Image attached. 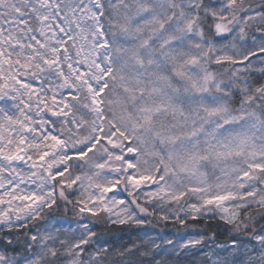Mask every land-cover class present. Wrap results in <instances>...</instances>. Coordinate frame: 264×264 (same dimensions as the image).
Here are the masks:
<instances>
[{
    "label": "snow or ice",
    "instance_id": "6c2138e0",
    "mask_svg": "<svg viewBox=\"0 0 264 264\" xmlns=\"http://www.w3.org/2000/svg\"><path fill=\"white\" fill-rule=\"evenodd\" d=\"M0 264H264V0H0Z\"/></svg>",
    "mask_w": 264,
    "mask_h": 264
},
{
    "label": "trees",
    "instance_id": "16d2710c",
    "mask_svg": "<svg viewBox=\"0 0 264 264\" xmlns=\"http://www.w3.org/2000/svg\"><path fill=\"white\" fill-rule=\"evenodd\" d=\"M157 231H159V229H157ZM167 232H172V231H174V229H172L171 228V226H169V228L166 230ZM117 239H118V237H117ZM136 240V237H134V236H132V237H125V239H124V243H129L130 241H135Z\"/></svg>",
    "mask_w": 264,
    "mask_h": 264
}]
</instances>
